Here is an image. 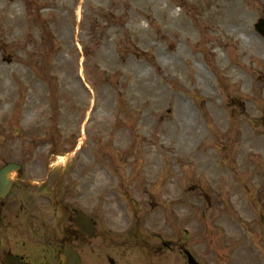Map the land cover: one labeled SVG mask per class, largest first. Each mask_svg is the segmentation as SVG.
Instances as JSON below:
<instances>
[{"label":"rangeland","instance_id":"1","mask_svg":"<svg viewBox=\"0 0 264 264\" xmlns=\"http://www.w3.org/2000/svg\"><path fill=\"white\" fill-rule=\"evenodd\" d=\"M260 18L264 0H0V130L75 143L55 161L92 169L108 241L159 246L135 264H264Z\"/></svg>","mask_w":264,"mask_h":264},{"label":"flooded vegetation","instance_id":"2","mask_svg":"<svg viewBox=\"0 0 264 264\" xmlns=\"http://www.w3.org/2000/svg\"><path fill=\"white\" fill-rule=\"evenodd\" d=\"M33 136L30 126L0 130V264H62L64 255L74 264H135L136 249L157 255L159 247L136 248L126 237L108 241L101 220L84 209L88 195L101 196L94 181L86 184L92 169L55 161L75 143L40 147Z\"/></svg>","mask_w":264,"mask_h":264},{"label":"water","instance_id":"3","mask_svg":"<svg viewBox=\"0 0 264 264\" xmlns=\"http://www.w3.org/2000/svg\"><path fill=\"white\" fill-rule=\"evenodd\" d=\"M256 30L264 37V19H260L255 25ZM190 264H198L189 252H186ZM64 257V264H72L66 255Z\"/></svg>","mask_w":264,"mask_h":264}]
</instances>
